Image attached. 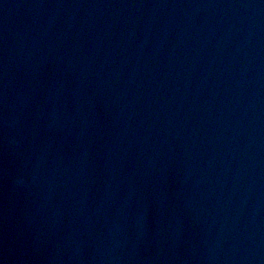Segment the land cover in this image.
I'll list each match as a JSON object with an SVG mask.
<instances>
[{"label":"water","instance_id":"water-1","mask_svg":"<svg viewBox=\"0 0 264 264\" xmlns=\"http://www.w3.org/2000/svg\"><path fill=\"white\" fill-rule=\"evenodd\" d=\"M86 264H264V0H225L204 29Z\"/></svg>","mask_w":264,"mask_h":264}]
</instances>
